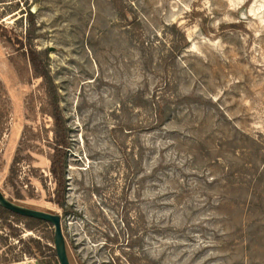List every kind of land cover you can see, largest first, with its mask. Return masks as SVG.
<instances>
[{"label": "rangeland", "instance_id": "obj_1", "mask_svg": "<svg viewBox=\"0 0 264 264\" xmlns=\"http://www.w3.org/2000/svg\"><path fill=\"white\" fill-rule=\"evenodd\" d=\"M0 189L61 215L71 264H264V0H0ZM26 223L0 264H60Z\"/></svg>", "mask_w": 264, "mask_h": 264}, {"label": "trees", "instance_id": "obj_2", "mask_svg": "<svg viewBox=\"0 0 264 264\" xmlns=\"http://www.w3.org/2000/svg\"><path fill=\"white\" fill-rule=\"evenodd\" d=\"M184 35V34H183ZM31 35H29L30 37ZM33 55V54H32ZM33 64V74L35 77H43L47 83V94L49 96V113L54 118L55 121V134H54V153L51 158V173L56 182V196L55 202L63 207V198L65 194L66 188V179H65V154L64 148L66 146L67 140V129L65 127L64 118L62 116L59 104H58V93L56 86L53 82L52 76L48 69L42 68V70L35 64V60L32 57ZM6 216H14L17 218H23L27 220L26 226L30 229L36 228L40 224H47L49 222L38 219L31 216H24L18 213H15L3 206L0 205V218H4ZM51 224V223H49ZM52 225V224H51ZM30 247L29 253L31 251L34 255L39 254L40 251V241L31 239L26 242Z\"/></svg>", "mask_w": 264, "mask_h": 264}, {"label": "water", "instance_id": "obj_3", "mask_svg": "<svg viewBox=\"0 0 264 264\" xmlns=\"http://www.w3.org/2000/svg\"><path fill=\"white\" fill-rule=\"evenodd\" d=\"M0 205L21 215L31 216L38 219L45 220L51 223L54 227V241L57 256L59 258L60 264H71L70 258L67 250V243L62 227L61 215L58 213H51L40 209H35L18 204L5 196V194L0 189ZM36 264H40L36 262Z\"/></svg>", "mask_w": 264, "mask_h": 264}]
</instances>
